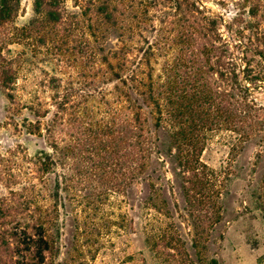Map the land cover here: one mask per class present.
Instances as JSON below:
<instances>
[{
	"label": "rangeland",
	"instance_id": "rangeland-1",
	"mask_svg": "<svg viewBox=\"0 0 264 264\" xmlns=\"http://www.w3.org/2000/svg\"><path fill=\"white\" fill-rule=\"evenodd\" d=\"M175 90L195 172L170 135ZM0 170V194L34 184L54 210L41 264H264V0H18L0 26Z\"/></svg>",
	"mask_w": 264,
	"mask_h": 264
},
{
	"label": "trees",
	"instance_id": "trees-1",
	"mask_svg": "<svg viewBox=\"0 0 264 264\" xmlns=\"http://www.w3.org/2000/svg\"><path fill=\"white\" fill-rule=\"evenodd\" d=\"M15 3H18V0H0V26L2 23L9 21L13 16ZM111 5L112 4L110 2H106L103 3V6H101L102 11H111V13L108 14V17H106V19L108 20L112 19V12L115 11V7H111ZM191 7H193L196 12H199V7H197L195 4H191ZM51 21L55 22L56 20L53 18V20ZM198 28L199 32L197 34L199 35V37H201L202 35H204V27L198 25ZM187 40L194 41V38L190 37L189 34H187L184 40H178V43H176V41L175 43L179 45ZM186 80L188 81V79ZM141 86L143 88H146L147 86V89H149L148 92L152 91V84L141 83ZM182 93V91L178 92L177 90H175L169 95L171 103L181 105L179 109H176L177 114H175V117L173 118L174 124L170 129V135L172 141H174V144L177 147L178 154H180L181 156L180 159H182V166H184V168L186 169L190 168V171L195 172L196 162L194 163V161L185 157V154L192 153V150H190L191 147L195 148V145L197 144L194 145V142H192L191 140L193 139V133L195 132V129L192 127L193 125H187V123H189L188 119L190 120V117H188V119H186L187 117H184L185 112L183 109V104L185 103V101ZM142 96L144 97L145 94H143ZM202 97L203 95L198 100L201 105H203V103L211 105L212 98L210 93L208 94V96L206 95L204 96V98ZM146 99L153 101V94L149 93ZM247 107L245 106L240 110L239 108L236 109L238 111V118H241L243 116L251 117L249 111H251L250 109L252 107L248 105ZM187 108L191 110L189 106ZM261 110L263 111V109H260V111ZM195 114L199 119L204 116V118L199 120L202 124L209 123L207 118L208 113L206 114L205 111L197 110L194 114L191 113V115L189 116L194 119ZM210 125H213V121L210 122ZM189 147L190 149H185ZM140 148V158L143 161L144 150L142 145ZM170 150L171 149L169 148V151ZM182 153H184V155ZM43 155L44 154H42V156H38L35 162V165L37 166V172L41 175L50 172L53 165L52 162H49V157ZM144 170L145 167L142 165L141 171ZM1 172L2 171L0 170V182L3 181ZM52 197H56V194ZM195 200V198L192 199V201ZM40 201L41 195L39 191L35 189L34 184L28 187L23 186L20 189L9 188L8 194H0V264L43 263V253L50 251L52 248L49 238H54V234L52 232L54 228V210L48 209V207H42V205H40ZM178 255L181 256L182 254L179 253ZM172 259V264H182L180 262L182 260V257H180L179 259H175L174 257Z\"/></svg>",
	"mask_w": 264,
	"mask_h": 264
}]
</instances>
